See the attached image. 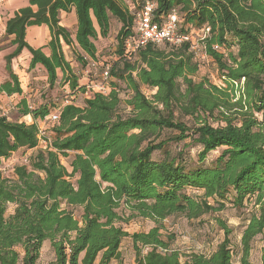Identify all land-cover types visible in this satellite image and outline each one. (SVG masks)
<instances>
[{"label":"trees","instance_id":"1","mask_svg":"<svg viewBox=\"0 0 264 264\" xmlns=\"http://www.w3.org/2000/svg\"><path fill=\"white\" fill-rule=\"evenodd\" d=\"M145 1L26 0L5 22L4 35L12 37L15 51L4 59L9 80L0 92L22 94L10 64L27 49L29 69L42 67L50 88L61 81L63 95L38 105L30 100L31 91L22 97L15 112L30 116V124L0 115V168L12 154L34 151L11 178L0 172V264H39L45 246L48 264H110L128 236L135 264H253L251 243L264 232V0H151L156 22L176 11L180 32L209 28L204 47L216 82L195 80L199 64L186 44H148L134 55L126 52ZM61 12H74L73 38L60 25ZM112 20L120 28L115 58L105 66L109 92H95L77 105L85 89L62 44L95 61L94 41L108 35ZM35 26L50 32L39 48L26 43L27 29ZM86 59L79 60L84 65ZM242 79V89L236 88ZM54 113L59 120L47 132L51 149H39V126ZM165 132L173 134L162 139ZM189 139L199 149L196 159L184 158L182 151L171 154V143ZM157 153L161 158H154ZM252 200L258 212L244 225L237 262L231 229L223 221L218 226L224 238L209 254H181L170 249L171 238L161 236L163 221L171 216L197 219L227 205L241 210ZM9 205L14 209L6 216ZM122 211L129 212L127 219ZM133 218L154 226L129 235L126 224Z\"/></svg>","mask_w":264,"mask_h":264},{"label":"rangeland","instance_id":"2","mask_svg":"<svg viewBox=\"0 0 264 264\" xmlns=\"http://www.w3.org/2000/svg\"><path fill=\"white\" fill-rule=\"evenodd\" d=\"M11 4L23 7L25 6V2L23 0H10ZM131 13H134L133 7H128ZM180 28L182 27V22L180 15ZM61 26L65 27L72 38L75 33L76 24L72 22L70 17H65L61 21ZM120 28V24L116 21L112 20L111 29L108 35L105 38L98 37L97 40L94 41L95 46L97 48V60L92 61L86 59L84 54L81 53L75 47H68L62 44L63 53L65 59L70 63L72 72L74 75L78 77V84L84 86L87 82H98L99 76L104 70L106 65H111L113 58H115L116 54V35ZM38 27L29 28L28 34H26V43L29 47L35 48L41 44H43L44 39ZM197 32V29H195ZM0 27V32H1ZM7 37L4 35V32L0 33V60L5 59V57L11 55L15 51V47L12 46ZM29 54L27 49L22 50V52L11 59V61L19 60L21 63ZM86 59V64L83 65L80 62V58ZM5 61V60H4ZM199 64V70L195 75V80L199 81L200 79H209L212 82H216L217 73L215 71V66L213 61L210 58H200L196 61ZM44 76L41 70L35 71L32 73V77H29L27 80L28 90H34L32 92V96L30 100L34 101V104L38 105L40 103H45L54 99L56 96L63 95V91L61 90V81L55 84V87L50 88L46 82V79L42 78ZM20 85L23 84V76L19 78ZM37 93L34 95V92ZM26 96L30 93L25 92ZM127 92L124 90V87L121 88V97L126 98ZM30 97V96H29ZM85 97L80 95L76 101L77 105H82V100ZM6 109V108H1ZM260 120V115H257ZM16 113L14 111L10 112L8 116V120L15 119ZM212 125H216V122L210 121ZM218 123V122H217ZM173 133L165 132L162 136L166 138V136H170ZM160 141V140H159ZM199 149L195 146L191 145L190 139L185 140L179 143H171L169 146V151L171 154H177L182 151L184 158L186 159H196V154ZM34 154L32 152H23L22 150L14 154L15 159L17 160V165L21 164V159L26 157H30ZM219 154V152H214L211 154L209 159H213ZM161 154H155L154 158H161ZM196 197H199L201 194H192ZM254 201L248 202L245 204V207L241 210H236L230 206H226L222 211L215 213H207L200 216L197 219H187L183 215H175L167 218L163 221V229L160 230L161 236L163 239L168 240L171 238L172 241L170 243V249L174 251H178L181 254H187L190 252H202L205 254L212 253L218 244L222 242L224 238V232L218 226V220L223 221L230 229L231 234L229 235L230 245L233 249V261H238L237 251L240 247V237L243 231L244 225L247 224L248 219L251 215L256 214L258 212V207L254 206ZM14 206L9 205L7 207L6 216H9L13 212ZM79 209L75 210L76 215L79 214ZM124 219H127L129 216L128 211H122ZM127 231L128 232H140L146 233L150 228L154 226L153 222L146 219L133 218L127 220ZM147 249H142V253L144 254ZM264 251V232L261 235H258L254 238L251 243V251L249 260L253 264H261V255ZM50 261V251L47 246L44 247L43 254L39 264H48Z\"/></svg>","mask_w":264,"mask_h":264},{"label":"built area","instance_id":"3","mask_svg":"<svg viewBox=\"0 0 264 264\" xmlns=\"http://www.w3.org/2000/svg\"><path fill=\"white\" fill-rule=\"evenodd\" d=\"M5 0H0V3ZM156 9L155 2L151 0H146L141 9L138 11L135 17L134 23V34L135 36L131 39L126 40L125 49L126 52L130 54H136L139 50L143 49L148 44L159 45L167 43L174 47H179L186 44L189 50L192 52L194 59L200 58H209L205 52L204 42L209 36V28L203 26L200 29L196 30L193 28L186 32H180V20L178 13L172 11L161 21H154V12ZM216 52L226 56V50L218 45L212 47ZM98 82H90L84 85L83 96L85 98L91 97L95 92H100L107 94L109 92V82L110 74L109 68L106 67L99 76ZM244 80L242 79L239 82L234 83L236 88L242 89ZM64 104H70V101L65 100ZM0 115L2 117L8 118L10 112L16 111L14 106H11L7 109H1ZM59 120L58 113H54L47 117L44 122L39 126L38 133V148L51 149V138L48 137L47 132L50 129V126ZM27 158L24 157L21 159L20 165L27 164ZM17 166V160L12 154L7 160L4 161L0 172L3 176L11 178L14 172V168Z\"/></svg>","mask_w":264,"mask_h":264},{"label":"crops","instance_id":"4","mask_svg":"<svg viewBox=\"0 0 264 264\" xmlns=\"http://www.w3.org/2000/svg\"><path fill=\"white\" fill-rule=\"evenodd\" d=\"M23 1L26 3V0H23ZM14 5H16V4L14 3ZM14 5L11 4L10 0H5L4 2L0 3V27L2 30L0 33L4 32L5 22L14 15L15 11H17L19 8H21L19 6L14 7ZM66 16L70 17V19H72V22L74 24H76L74 12H71V13L61 12L60 13V20H62ZM35 27H37V26H35ZM29 28H33V27H29ZM29 28L27 29L26 34H28ZM38 28L39 29H36V30H40L37 32H40L42 34L44 42H43V44H41L35 48H39V47L44 46L50 39V32L46 26H39ZM6 39H8V41L11 44L12 37H7ZM11 47H12V45H11ZM29 59H30V55L28 54L22 63L19 60H15V61L12 60L11 61L10 66H11L12 72L15 75H17L18 78L23 76V84L21 85L23 92L20 96L19 95L7 96L6 94H3L0 92V110H1V108L7 109L11 106L15 107L16 104L19 102V100L22 97H26L25 92H27V91L33 92L34 91V90H30V89L28 90V87H27L28 86L27 80L29 79V77H32V73H34L35 71L41 70V72H43V74H44V76L42 78L46 79L45 71L42 67L37 66L34 69H31V70L29 69ZM5 65H6V63H5L4 59L3 60L1 59L0 60V84L9 80L8 74L5 70ZM36 93H37V91H35V94ZM14 113H16V112H14ZM10 121L25 122L26 124H30L32 119L30 116H25L23 118H19L18 115L16 114V118L13 120L10 119ZM32 151L33 150H30V151H28V153L32 152ZM126 231H127V229H126ZM127 233L129 235H131L132 233H135V232H128L127 231ZM110 264H135V250H134L131 238L129 236L125 237L121 242V245L119 248V258L113 259L110 262Z\"/></svg>","mask_w":264,"mask_h":264}]
</instances>
